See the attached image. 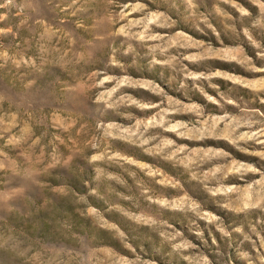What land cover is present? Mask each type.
<instances>
[{
	"label": "rangeland",
	"instance_id": "374dc122",
	"mask_svg": "<svg viewBox=\"0 0 264 264\" xmlns=\"http://www.w3.org/2000/svg\"><path fill=\"white\" fill-rule=\"evenodd\" d=\"M0 264H264V0H0Z\"/></svg>",
	"mask_w": 264,
	"mask_h": 264
}]
</instances>
